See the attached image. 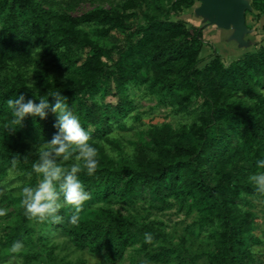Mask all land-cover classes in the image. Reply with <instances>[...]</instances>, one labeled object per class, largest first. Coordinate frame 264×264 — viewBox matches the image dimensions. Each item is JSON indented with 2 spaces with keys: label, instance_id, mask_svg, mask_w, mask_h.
<instances>
[{
  "label": "trees",
  "instance_id": "16d2710c",
  "mask_svg": "<svg viewBox=\"0 0 264 264\" xmlns=\"http://www.w3.org/2000/svg\"><path fill=\"white\" fill-rule=\"evenodd\" d=\"M194 4L124 0L73 14L66 0H0V186L10 195L20 192L12 243L33 240L40 225L44 240L53 233L66 236L106 264H116L137 245L147 260L168 264L177 248L154 246L168 240L164 224L141 213L122 214L115 204L138 210L148 203L165 211L177 203L188 215L200 214L196 226L211 242L192 256L193 264L199 257L204 264H260L254 247L263 240L255 233L253 201L264 196L248 178L264 171L256 166L264 159V45L228 65L217 54L203 59L206 28L179 15ZM251 6L248 12L264 14V0H251ZM120 32L123 42L108 48L104 42ZM136 89L192 122L141 129L134 152L115 157L107 147L121 154L123 148L113 133L142 119L135 113ZM34 90L53 103L51 95L61 92L97 149L95 174L79 173L90 199L75 223L66 208L59 223L25 214L22 188L37 183L36 148L56 134L57 119L51 111L44 120L28 117L12 132L7 101L21 93L34 99ZM145 234H151L150 243ZM4 246L0 239V262ZM177 258L188 262L185 255Z\"/></svg>",
  "mask_w": 264,
  "mask_h": 264
},
{
  "label": "rangeland",
  "instance_id": "374dc122",
  "mask_svg": "<svg viewBox=\"0 0 264 264\" xmlns=\"http://www.w3.org/2000/svg\"><path fill=\"white\" fill-rule=\"evenodd\" d=\"M60 1V0H59ZM62 1V0H61ZM69 3V9L73 14H81L92 10L98 6L110 8L122 3L124 0H66ZM251 4V0H247ZM202 5L201 0H195V4L189 8H183L179 11L181 18L185 19L189 25L205 27L204 47L201 52V57L205 60L219 55L222 60L228 65L231 61L237 59L246 51H254L259 46L264 45V14L248 12L252 9H246L245 25L246 31L242 37V43L234 40L232 36H228V31L221 27H216L215 24H210L208 19L196 13L197 8ZM178 17V16H177ZM176 18V16H174ZM125 34L118 33L112 40H107L108 48L116 47L121 44ZM137 112L141 114V120H131L128 123V128L121 130L117 129L113 136L121 142L123 153H118L114 148L107 147L108 153L118 157L120 155H129L134 152V144L139 139V131L148 129L151 125H161L163 123H173L180 125L182 123L192 122V119L186 115L176 114L170 108L158 107L152 97L148 96L144 90L136 89ZM196 102V106H197ZM18 183L12 184L11 188L18 187ZM10 188V189H11ZM12 196L13 198H11ZM20 192L15 191L14 195L9 194V190L5 186H0V239L5 242L2 251L0 264H106L104 257L96 258L86 251L77 250L70 242L69 238L60 234L53 233L49 241L41 238L43 227L36 225L37 232L33 240L27 239L20 253L13 254L10 252L12 242L9 240V235L12 232L13 226L16 224L17 201H20ZM254 210L257 211L259 218L256 221L255 233L263 240V244L254 247L258 254L260 264H264V197L254 200ZM115 208L122 214L130 215L141 213L150 220L162 222L165 231L168 235V240L156 242L154 246L165 245L175 247V258L168 264H180L177 256L179 254L187 256L186 264H193L192 256H200L204 249L210 247L211 242L208 239L207 232H200L196 226V222L200 216L198 212H193L188 215L184 210L179 209L176 203L172 208L165 211H159L151 208L148 203L139 204L138 210L126 203H116ZM47 244V245H46ZM185 250H182V246ZM177 246V247H176ZM139 245L130 248L125 257L116 264H163L147 260L145 255L138 251ZM187 250V252H186ZM15 255V260L12 257ZM205 258L199 257L195 264H204Z\"/></svg>",
  "mask_w": 264,
  "mask_h": 264
},
{
  "label": "clouds",
  "instance_id": "9594fccd",
  "mask_svg": "<svg viewBox=\"0 0 264 264\" xmlns=\"http://www.w3.org/2000/svg\"><path fill=\"white\" fill-rule=\"evenodd\" d=\"M32 96L34 99L21 93L7 101L11 111L9 130L15 132L22 128L28 117L34 121L37 118L47 119L51 111L56 115L54 127L57 132L50 141L46 140L36 148L38 159L32 164V172L37 177V183L34 186L27 185L21 191L25 214L40 222L50 219L59 223L62 220L59 212L66 208L72 211L71 220L75 223L84 203L90 199L79 173L84 171L88 176L95 174L99 165L97 149L89 143V130L81 125L61 92L51 95L54 103L49 100L50 96L39 95L35 90ZM70 160L72 163L64 166V162ZM256 166L257 169H264V159H258ZM248 179L254 192L264 196V171H257ZM151 240V234H145V243ZM23 247L22 241H15L10 252L20 253ZM15 258L14 255L12 259Z\"/></svg>",
  "mask_w": 264,
  "mask_h": 264
},
{
  "label": "water",
  "instance_id": "95a60500",
  "mask_svg": "<svg viewBox=\"0 0 264 264\" xmlns=\"http://www.w3.org/2000/svg\"><path fill=\"white\" fill-rule=\"evenodd\" d=\"M202 5L196 13L224 29H232V38L242 43V37L246 31L245 12L251 9L247 0H201Z\"/></svg>",
  "mask_w": 264,
  "mask_h": 264
},
{
  "label": "crops",
  "instance_id": "0c3cea01",
  "mask_svg": "<svg viewBox=\"0 0 264 264\" xmlns=\"http://www.w3.org/2000/svg\"><path fill=\"white\" fill-rule=\"evenodd\" d=\"M216 27H218V26L216 25ZM218 28H219V27H218ZM225 30H227V31L229 30V31H228V36H231V35H232V33H233V30H232V29H225Z\"/></svg>",
  "mask_w": 264,
  "mask_h": 264
}]
</instances>
